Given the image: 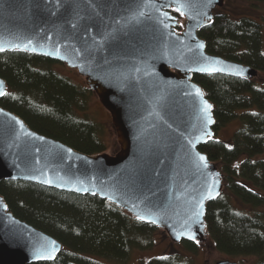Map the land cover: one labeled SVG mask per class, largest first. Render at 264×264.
Wrapping results in <instances>:
<instances>
[{
  "label": "water",
  "instance_id": "95a60500",
  "mask_svg": "<svg viewBox=\"0 0 264 264\" xmlns=\"http://www.w3.org/2000/svg\"><path fill=\"white\" fill-rule=\"evenodd\" d=\"M225 4L0 0V54L28 53L77 71L109 113L119 146L113 155L80 153L0 106V184L30 182L98 197L174 244L209 242L207 208L223 195L224 174L200 150L215 139L216 119L194 78L252 82L260 74L209 54L199 37ZM175 13L187 22L181 33ZM8 90L0 78V100ZM62 251L58 240L16 218L0 195V264L54 262Z\"/></svg>",
  "mask_w": 264,
  "mask_h": 264
},
{
  "label": "trees",
  "instance_id": "16d2710c",
  "mask_svg": "<svg viewBox=\"0 0 264 264\" xmlns=\"http://www.w3.org/2000/svg\"><path fill=\"white\" fill-rule=\"evenodd\" d=\"M216 11L213 20L198 32L207 52L264 73L262 26L247 17L232 19ZM175 15L180 23L178 31H182L184 19ZM56 65L63 64L28 53L0 54V78L9 88L0 106L21 117L39 134L80 153H105L108 149L103 126L85 114L93 92L58 74ZM194 81L213 104L215 131L234 120L240 122L231 143L212 139L200 147L225 180L223 195L207 208L209 241L231 258L254 257L256 264H264V89L254 81L223 75H198ZM0 195L16 218L63 245L54 262L39 264H123L136 250L154 246L157 227L133 219L98 197L22 181L2 182ZM237 203L245 209H239ZM183 243L190 250L198 247ZM147 264L193 263L167 256Z\"/></svg>",
  "mask_w": 264,
  "mask_h": 264
},
{
  "label": "rangeland",
  "instance_id": "374dc122",
  "mask_svg": "<svg viewBox=\"0 0 264 264\" xmlns=\"http://www.w3.org/2000/svg\"><path fill=\"white\" fill-rule=\"evenodd\" d=\"M216 12L226 13L232 19L247 17L256 21L262 26L264 38V3L226 0L224 8L219 9ZM184 22L187 25L185 19ZM186 25H184V29L182 31L185 30ZM182 31L178 32L181 33ZM54 70L63 77L70 79L74 84L82 88H87L84 79L78 75L77 71L67 68L64 64L56 65ZM254 82L257 87L264 89V73H261L260 77ZM86 106V116L104 128L105 133L103 139L108 149L105 153L111 155L116 154L119 150V146L116 140V132L114 130L109 113L103 108L95 95L91 96ZM239 127L240 122L238 120H234L225 127L215 131V139L222 142L231 143L234 134L239 129ZM262 157L264 159V156ZM223 182H225V180ZM236 206L241 210L245 209L239 203H237ZM153 238L154 246L152 249L144 251L136 250L132 253L128 262L123 264H147L154 258L167 256L179 257L183 261L193 264H217L221 261H230L238 264H256L257 262V259L254 257L231 258L227 255H224L218 252L210 241L204 245H198L196 250H190L183 242L179 244L172 243L168 236L160 229L155 232Z\"/></svg>",
  "mask_w": 264,
  "mask_h": 264
},
{
  "label": "snow or ice",
  "instance_id": "6c2138e0",
  "mask_svg": "<svg viewBox=\"0 0 264 264\" xmlns=\"http://www.w3.org/2000/svg\"><path fill=\"white\" fill-rule=\"evenodd\" d=\"M179 10V9H178ZM166 15V14H165ZM166 27H167V25H165ZM201 47H202V45H201ZM201 71H203V69H200ZM208 107H210V105H205V108H208ZM201 160H203L204 159V157H201L200 158Z\"/></svg>",
  "mask_w": 264,
  "mask_h": 264
},
{
  "label": "flooded vegetation",
  "instance_id": "af4514ba",
  "mask_svg": "<svg viewBox=\"0 0 264 264\" xmlns=\"http://www.w3.org/2000/svg\"><path fill=\"white\" fill-rule=\"evenodd\" d=\"M261 74V73H260ZM260 74H259V77H260ZM257 80V79H256ZM256 80H254V81H256Z\"/></svg>",
  "mask_w": 264,
  "mask_h": 264
}]
</instances>
